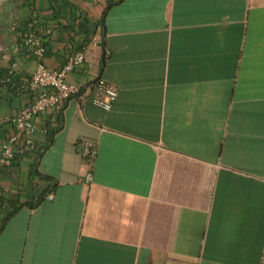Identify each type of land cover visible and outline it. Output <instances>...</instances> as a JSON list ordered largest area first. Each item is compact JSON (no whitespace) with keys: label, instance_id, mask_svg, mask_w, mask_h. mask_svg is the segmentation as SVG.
Instances as JSON below:
<instances>
[{"label":"crops","instance_id":"obj_1","mask_svg":"<svg viewBox=\"0 0 264 264\" xmlns=\"http://www.w3.org/2000/svg\"><path fill=\"white\" fill-rule=\"evenodd\" d=\"M79 50L85 97L0 165V264H264V0H0V75ZM29 98L0 83V150Z\"/></svg>","mask_w":264,"mask_h":264},{"label":"built area","instance_id":"obj_2","mask_svg":"<svg viewBox=\"0 0 264 264\" xmlns=\"http://www.w3.org/2000/svg\"><path fill=\"white\" fill-rule=\"evenodd\" d=\"M34 22H36L35 17L30 22L31 28L24 35L23 47L40 59L43 57L46 47L36 31ZM85 54V50H79L68 57L62 68L56 70H50L43 62H39L37 69L31 75L17 76L15 68L0 75V83L16 86L30 94L29 100L11 118L14 132L2 143L1 166H9L16 158L39 151L34 140L38 115L48 111H61L71 98L85 97L81 86L71 84L66 80L67 75L85 61ZM95 86L103 96L94 97V104L106 111L111 110L118 96V87L104 77H99ZM97 153L96 143L92 141L82 143L81 158L84 164L93 167ZM91 180L92 172L90 171L86 175V182L89 183ZM49 197H53V195L49 194Z\"/></svg>","mask_w":264,"mask_h":264},{"label":"trees","instance_id":"obj_3","mask_svg":"<svg viewBox=\"0 0 264 264\" xmlns=\"http://www.w3.org/2000/svg\"><path fill=\"white\" fill-rule=\"evenodd\" d=\"M16 159H17V158H16ZM16 159H15V160H16Z\"/></svg>","mask_w":264,"mask_h":264}]
</instances>
